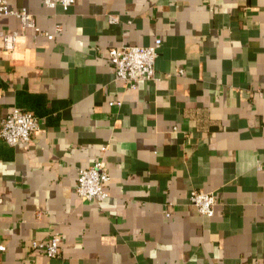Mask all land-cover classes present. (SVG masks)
Instances as JSON below:
<instances>
[{
  "label": "crops",
  "instance_id": "obj_1",
  "mask_svg": "<svg viewBox=\"0 0 264 264\" xmlns=\"http://www.w3.org/2000/svg\"><path fill=\"white\" fill-rule=\"evenodd\" d=\"M6 1L53 38L0 20L18 34L0 35V121L39 120L0 140V264H264V0ZM155 40L154 80L114 79L111 47ZM96 161L107 197L82 201ZM192 191L215 196L211 217ZM53 234L59 257L32 248Z\"/></svg>",
  "mask_w": 264,
  "mask_h": 264
},
{
  "label": "built area",
  "instance_id": "obj_2",
  "mask_svg": "<svg viewBox=\"0 0 264 264\" xmlns=\"http://www.w3.org/2000/svg\"><path fill=\"white\" fill-rule=\"evenodd\" d=\"M47 7L59 5L64 11L75 3V0H44ZM3 17L18 19L22 31H30L33 35H43L52 39L53 35L42 32L35 23L33 16L24 8L12 9L6 0H0V20ZM109 23L117 24L118 19L110 16ZM60 28L57 27L56 31ZM7 50L13 47L17 33L3 35ZM161 41L155 40L149 46L120 45L107 51V61L114 70V79L124 82L130 88H136L143 81L154 80V64L158 55ZM39 120L31 113L14 109L0 121V140L14 147L28 143L31 136L38 130ZM264 168V162L260 165ZM108 176L100 161L88 168L78 169L75 194L86 202H102L107 197L106 184ZM189 204L201 216L211 217L216 204L215 196L211 193L192 191L188 197ZM169 214H167V217ZM32 248L40 251L48 258H57L61 254V240L56 234L42 242H32ZM3 247L0 246V251Z\"/></svg>",
  "mask_w": 264,
  "mask_h": 264
}]
</instances>
